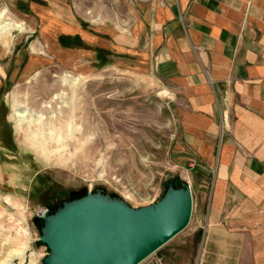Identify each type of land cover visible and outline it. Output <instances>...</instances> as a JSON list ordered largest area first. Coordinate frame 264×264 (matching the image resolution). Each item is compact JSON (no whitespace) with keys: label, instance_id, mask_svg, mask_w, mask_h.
<instances>
[{"label":"crops","instance_id":"crops-1","mask_svg":"<svg viewBox=\"0 0 264 264\" xmlns=\"http://www.w3.org/2000/svg\"><path fill=\"white\" fill-rule=\"evenodd\" d=\"M0 3V27L25 22L59 61L155 77L176 110L171 156L204 211L195 264H264V0Z\"/></svg>","mask_w":264,"mask_h":264},{"label":"rangeland","instance_id":"rangeland-1","mask_svg":"<svg viewBox=\"0 0 264 264\" xmlns=\"http://www.w3.org/2000/svg\"><path fill=\"white\" fill-rule=\"evenodd\" d=\"M3 8L9 11L0 3ZM22 23L26 30H12L8 45L0 43V264H46L51 250L38 209L57 214L78 195L101 193L108 202L139 210L159 203L170 188L191 187L186 166L171 156L176 110L155 77L137 66L59 61L54 44L40 43ZM14 91L16 101L23 102L31 115L43 113L42 130L39 123L23 126L26 134L35 133L44 143L50 140L46 121L51 114L33 101H50L63 91L67 106L75 105L73 119L69 108L56 117V128L64 119L67 129L50 141V146L66 149L60 151L62 164H48L16 129ZM58 108L56 104L53 111ZM191 196L188 226L140 264H195L201 245V233L195 228L202 226L204 211L192 190Z\"/></svg>","mask_w":264,"mask_h":264},{"label":"water","instance_id":"water-1","mask_svg":"<svg viewBox=\"0 0 264 264\" xmlns=\"http://www.w3.org/2000/svg\"><path fill=\"white\" fill-rule=\"evenodd\" d=\"M170 188L155 205L133 210L81 194L57 214L42 218L51 250L46 264H140L189 224V186Z\"/></svg>","mask_w":264,"mask_h":264},{"label":"bare ground","instance_id":"bare-ground-1","mask_svg":"<svg viewBox=\"0 0 264 264\" xmlns=\"http://www.w3.org/2000/svg\"><path fill=\"white\" fill-rule=\"evenodd\" d=\"M20 29V27H17ZM15 27L12 26H1L0 27V32H1V36H0V43H2L3 46H7L10 38L8 37L9 33L12 30H18ZM21 31V29H20ZM23 31V29H22ZM58 49V48H57ZM52 50V49H51ZM57 51V50H56ZM58 53V52H57ZM64 53V52H63ZM21 54V53H20ZM24 54V53H23ZM29 56V55H28ZM30 62V61H29ZM35 62V61H34ZM36 63V62H35ZM33 65V64H32ZM27 71V70H26ZM73 87L75 88V82H73ZM43 87V86H42ZM58 88V87H57ZM73 89V88H72ZM17 92L18 91H14L13 93V100H14V104H13V118L16 121V129L18 131H22L21 133H23L28 140H29V145L31 144L33 147L37 148L38 150V154L42 155L44 157V160L48 163V164H62L63 160H62V153L60 152L61 150H64V152H67L66 149L64 147H59V146H50V142L51 139L54 138L55 133L57 134V132L59 133V135L61 134V132H63L65 129H67V121H65L63 119V124L59 125L60 129L56 128V125L58 123L56 117L59 115H61L60 113L62 112L63 108H69L67 106V102H66V97H68L65 92L60 91L59 93L55 94L54 97L50 100V101H33V103L35 105H41L42 106V110L43 112H50L51 116L48 117L46 123L48 125L47 127V131H46V136L48 137V139L50 140H45V143L42 141H39L35 136L36 134L32 132V134H26V132L28 131V129L23 126L24 124H26L28 122L29 123H35L38 124L39 129L42 130V127L40 126L41 123H44L43 120L44 115L43 113H37V114H30V110H28L27 108H25L24 106H21L23 102H19L16 101L17 100ZM72 93L70 94L71 97H73V100L76 99L75 93H76V89H73V91H71ZM51 96V95H50ZM69 96V97H70ZM28 97V95H27ZM43 97V96H42ZM46 97V96H45ZM30 98V97H29ZM31 100V99H30ZM57 101L56 104H59V108L56 111H53L54 106H56L55 102ZM31 103V102H30ZM75 106V105H74ZM74 106L69 108V110H73ZM73 114L71 113L70 118L73 119L74 118V111H72ZM58 118V117H57ZM29 119V120H28ZM69 120V119H68ZM56 128V129H55ZM40 131V130H38ZM56 131V132H55ZM65 135V134H64ZM63 135V136H64ZM56 137V136H55ZM37 141L40 142L39 145H36ZM36 142V143H35ZM85 195H89V193H85ZM79 196V195H78ZM18 256V255H17ZM20 259L22 260L21 255Z\"/></svg>","mask_w":264,"mask_h":264},{"label":"built area","instance_id":"built-area-1","mask_svg":"<svg viewBox=\"0 0 264 264\" xmlns=\"http://www.w3.org/2000/svg\"><path fill=\"white\" fill-rule=\"evenodd\" d=\"M48 213V210L45 208H40L36 211V215L39 219L44 218Z\"/></svg>","mask_w":264,"mask_h":264}]
</instances>
